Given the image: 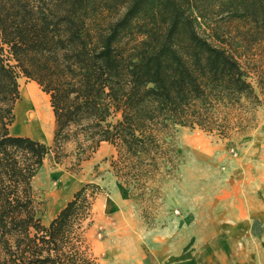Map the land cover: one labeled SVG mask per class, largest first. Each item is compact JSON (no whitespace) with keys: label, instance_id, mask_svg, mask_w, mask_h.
<instances>
[{"label":"trees","instance_id":"obj_1","mask_svg":"<svg viewBox=\"0 0 264 264\" xmlns=\"http://www.w3.org/2000/svg\"><path fill=\"white\" fill-rule=\"evenodd\" d=\"M234 20L264 43V0H0V264H99L87 239L98 186L76 190L48 224L39 216L34 178L66 142L111 144L114 174L143 196L175 174L177 126L243 130L259 96L210 40ZM19 74L49 95L50 144L10 132Z\"/></svg>","mask_w":264,"mask_h":264},{"label":"rangeland","instance_id":"obj_2","mask_svg":"<svg viewBox=\"0 0 264 264\" xmlns=\"http://www.w3.org/2000/svg\"><path fill=\"white\" fill-rule=\"evenodd\" d=\"M220 25L224 41L213 37L210 40L238 59L248 71V79L260 99V103L244 114L247 120L242 131L233 130L228 137L222 138L197 128L177 126L173 141L179 165L174 176L156 182L153 185L155 190L147 192L149 195L138 196L139 190H126L123 181L111 168L112 155L104 142L91 152L87 147L89 143L84 144L83 151H78L75 140H70L63 145L62 161L55 162L52 153L36 174L33 184L40 201L39 216L44 224H48L59 207L87 183L98 186L93 193V203L97 204V208L98 203L109 196L112 185L119 182L124 186L131 213L127 214L128 218L124 215L119 217L122 227L130 228L129 233L110 236V223L115 219L102 212L87 234L99 264H132L134 253L139 255L142 264H166L176 251H180L182 261H188L190 251L195 250L200 262L210 255L206 248L218 250L227 245L228 239H233L229 245L236 244L237 238L220 235L222 229L264 228V220L239 224L230 219L242 208L239 194L244 180L252 175L253 162L250 158L253 152L264 150V43L253 39L244 21H223ZM202 29L208 32L205 26ZM258 78L262 80L261 85H258ZM17 82V101L20 89L34 83L39 93L46 96L51 127L47 135L37 137L22 128L14 117L10 132L52 143L54 115L49 95L35 81L22 74L18 75ZM256 138L259 140L257 145L254 142Z\"/></svg>","mask_w":264,"mask_h":264},{"label":"crops","instance_id":"obj_3","mask_svg":"<svg viewBox=\"0 0 264 264\" xmlns=\"http://www.w3.org/2000/svg\"><path fill=\"white\" fill-rule=\"evenodd\" d=\"M254 142L257 145L259 140L256 138ZM104 143L108 145L106 148L110 150V154L114 155V147L107 142ZM254 150L255 148H253L252 151ZM253 153V156L250 158L253 162L252 175L249 174L250 177L247 180H244L242 192L239 194V198L241 199L239 202L242 204V208L236 214H232L235 215V217L230 218L232 221L237 223L242 222V224L249 221L264 220V150L259 149L258 153ZM63 205L64 204L59 207L58 211ZM128 205L129 201L124 186L119 184V182H116L112 185L109 196L98 203V208L97 204L95 205V202L93 203L92 224L88 229V232L93 226H95L98 214L101 216V213L104 212L115 219L110 223V236H123L128 234L130 228L122 227V220L119 217L124 215V218H128L127 214L131 213ZM58 211L51 217V219L58 213ZM126 223L127 219L125 221V224ZM143 232H145V230H143ZM147 235L149 236L150 234ZM220 235L222 237L237 238L236 244L233 243L229 245V241H233V239H228L227 245L221 246L220 248L216 247L218 250H213L212 247H208L206 248V252H210V255H206L205 260L200 262L197 261L198 256L196 250L190 251L188 261H182L180 251H176L172 254V260L166 264H264V228L249 229L242 227L237 229H222ZM109 244L110 242H108V245ZM146 248L148 247L146 246ZM110 250L113 253L111 248ZM118 254L122 257L120 253ZM131 262L132 264H142L141 258L137 253L132 255Z\"/></svg>","mask_w":264,"mask_h":264},{"label":"bare ground","instance_id":"obj_4","mask_svg":"<svg viewBox=\"0 0 264 264\" xmlns=\"http://www.w3.org/2000/svg\"><path fill=\"white\" fill-rule=\"evenodd\" d=\"M15 119L31 134L47 135L51 127V114L46 96L39 93L37 85L31 84L20 89V99L14 106Z\"/></svg>","mask_w":264,"mask_h":264}]
</instances>
